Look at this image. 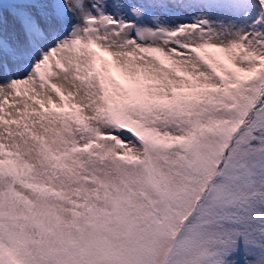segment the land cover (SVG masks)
<instances>
[{
  "label": "snow or ice",
  "instance_id": "obj_1",
  "mask_svg": "<svg viewBox=\"0 0 264 264\" xmlns=\"http://www.w3.org/2000/svg\"><path fill=\"white\" fill-rule=\"evenodd\" d=\"M0 264H264V0H0Z\"/></svg>",
  "mask_w": 264,
  "mask_h": 264
}]
</instances>
